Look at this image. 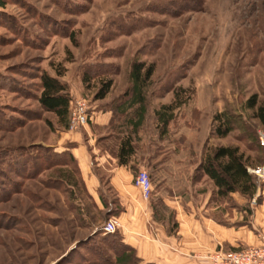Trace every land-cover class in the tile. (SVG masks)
Instances as JSON below:
<instances>
[{
	"label": "rangeland",
	"instance_id": "1",
	"mask_svg": "<svg viewBox=\"0 0 264 264\" xmlns=\"http://www.w3.org/2000/svg\"><path fill=\"white\" fill-rule=\"evenodd\" d=\"M2 1L0 153H21L13 161L9 154H0V264L94 263L98 250L82 247L79 240L87 234V224L101 228L106 219L89 209L83 220L77 205L87 207L88 201L72 165H62L66 158L46 166L39 158L43 150L48 156L54 153V130L59 127L56 117L35 99L42 71L61 70L75 83L88 76L79 98L90 105L106 79H111L110 97L126 87L132 61L151 64L148 114L162 104L178 105L164 136L177 160L194 156L198 167L214 148L235 147L249 169L264 163L257 140L264 129L254 116L255 107L245 105L251 94L256 95L255 106L264 102V0ZM216 112L230 120L223 138L208 137ZM182 128L191 134L197 130V149L193 136L178 145L175 130ZM138 169L146 171L142 165ZM254 178L257 193L264 178ZM198 186L209 189L207 180ZM74 197L79 202L71 201ZM259 198L212 201L240 214L242 219L234 221L239 225ZM148 200L156 214L153 220L174 235L177 225L170 211L161 210L151 196ZM105 244L99 252L112 261L114 253ZM209 255L197 264H210Z\"/></svg>",
	"mask_w": 264,
	"mask_h": 264
},
{
	"label": "crops",
	"instance_id": "2",
	"mask_svg": "<svg viewBox=\"0 0 264 264\" xmlns=\"http://www.w3.org/2000/svg\"><path fill=\"white\" fill-rule=\"evenodd\" d=\"M60 79L67 85L72 100L82 97L84 87L80 78L75 83L62 74ZM107 95L102 99H92V103L87 105L89 117L83 126L68 129L58 125L60 130L59 127L54 130L57 138L52 151L66 152L71 157L85 200L88 201L87 207L84 203L77 205L83 220L87 219L89 209L106 217L104 222L115 219L118 224L115 233L123 245L133 249L141 264H197L199 259L206 258L217 249L234 251L264 244V182L254 195L260 198L251 215L246 221L235 225L234 221H240L241 215L213 203L217 199L215 188L206 176L200 174L197 178L194 156L190 155L191 158L180 162L175 152V155H168L167 160L162 159L153 166L160 157L165 156L164 152L157 154V145L171 149L164 146V138L157 140L156 144L155 132L151 131L142 139L144 151L136 150L127 165H118L116 150L122 138L120 125L123 115L114 110L111 97ZM177 129L178 145H181L179 136L183 137L184 142L190 141L189 138L193 136L190 130L187 133L190 132L191 136L183 128L182 131ZM193 147L197 149L196 145ZM140 153L144 154L145 160L139 161ZM139 165L151 176V198L160 201L172 214L177 225L174 235H169L163 225L153 220L154 212L149 200L143 201L138 189L133 186L131 168H138ZM205 180L209 189H198L197 186ZM228 197L243 201L237 194H229ZM71 201L79 202L75 197ZM86 226L87 234L79 240V244L103 250L106 242L101 239L105 235L100 232V227L92 223ZM77 242L74 241L67 250L74 248Z\"/></svg>",
	"mask_w": 264,
	"mask_h": 264
},
{
	"label": "trees",
	"instance_id": "3",
	"mask_svg": "<svg viewBox=\"0 0 264 264\" xmlns=\"http://www.w3.org/2000/svg\"><path fill=\"white\" fill-rule=\"evenodd\" d=\"M4 2L0 0V6H3ZM152 73V65H145L140 61H132L128 72V81L126 87L119 93L111 96V105L114 110L123 115V123H121L122 138H120L116 150V159L118 165H127L130 157L136 153V150L140 152L145 150V146L141 143L142 139L148 136V133L155 132L156 144L157 140L164 138L166 128L170 126V120L172 118V110L178 106L175 104H162L158 109L154 110L151 114H148L146 106V87L148 86V80ZM62 75L61 70H55L54 74L42 71L38 76L37 90L38 94L35 96L36 102L43 111L51 112L55 115L57 123L63 128H67V112L69 102L72 100L69 94L67 85L60 79ZM88 76L83 75L81 77L82 83L88 80ZM85 84V83H84ZM7 87V83L4 84ZM111 86V79H106L101 82L93 94V99H102L109 92ZM256 95L251 94L245 101L247 108L255 107L254 116L257 118L259 124L264 129V102L256 105ZM5 122L7 119H3ZM230 120L224 116L223 113H214L210 120V128L208 131V137L223 138L225 134L230 130ZM192 144H197V130H194ZM141 133V134H140ZM177 140V139H176ZM180 143L184 142L183 137L179 136ZM136 143H141L136 145ZM164 146H169L166 143ZM190 147V146H189ZM42 151V149H40ZM39 158L44 166L48 164H55L57 161L66 158L68 162H63L62 165H72L73 172L77 174V170L73 164L71 157L66 153H50L48 156L46 150L42 151ZM157 154L164 152L165 156L160 157L156 164L160 163L162 159L167 160L168 155H175V150H167L165 147L157 145ZM10 152L2 151L1 156L6 157ZM21 153L19 150L11 151L9 156L12 161L15 160V156H19ZM144 154H139V161L145 160ZM59 163V162H57ZM147 164V162L145 163ZM152 165V164H151ZM247 159L238 152L235 147H217L214 148L210 154L206 155L198 164L197 172L206 176L215 188L214 195L216 198H228L229 194H237L239 197L248 201L251 199L258 188V182L254 176L247 173L246 169L249 167ZM133 176L135 175L137 168H131ZM150 182L151 176L148 174ZM157 205L161 210L167 211L163 207L160 201H157ZM246 215L250 214V210L247 206L242 207ZM155 215V213H154ZM172 216L171 213L168 214ZM154 218V217H153ZM158 219L157 221H159ZM162 221V219L160 220ZM176 227V224L173 223ZM169 232V231H167ZM102 241L108 242L109 249L114 253V259L111 261L109 258L104 257L102 252L96 251L92 262L84 261L83 264H138V259L135 257L133 249L125 246L121 243L118 234H107Z\"/></svg>",
	"mask_w": 264,
	"mask_h": 264
},
{
	"label": "built area",
	"instance_id": "4",
	"mask_svg": "<svg viewBox=\"0 0 264 264\" xmlns=\"http://www.w3.org/2000/svg\"><path fill=\"white\" fill-rule=\"evenodd\" d=\"M87 105L83 98L73 99L69 102L67 112V128L77 129L88 120ZM258 145L264 152V132L258 133ZM248 174L257 179L264 178V163L255 169H246ZM133 186L138 189L140 198L147 201L151 196V182L144 169H138L133 177ZM253 202V199L251 200ZM118 224L115 219L107 220L99 229L103 235L116 232ZM208 260L210 264H264V244L241 248L233 252L213 251Z\"/></svg>",
	"mask_w": 264,
	"mask_h": 264
}]
</instances>
